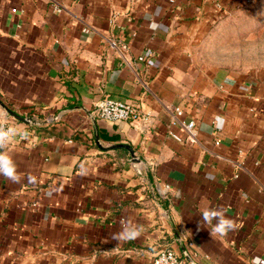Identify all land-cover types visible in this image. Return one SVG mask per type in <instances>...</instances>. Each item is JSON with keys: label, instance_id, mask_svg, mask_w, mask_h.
Returning <instances> with one entry per match:
<instances>
[{"label": "crops", "instance_id": "1", "mask_svg": "<svg viewBox=\"0 0 264 264\" xmlns=\"http://www.w3.org/2000/svg\"><path fill=\"white\" fill-rule=\"evenodd\" d=\"M243 6L0 0V115L18 129L6 150L23 177L0 176V264H153L167 248L185 264L264 259V79L210 54ZM105 98L152 120H103ZM182 121L195 144L171 137ZM221 207L237 229L213 239L200 213ZM127 221L140 237L112 240Z\"/></svg>", "mask_w": 264, "mask_h": 264}, {"label": "rangeland", "instance_id": "2", "mask_svg": "<svg viewBox=\"0 0 264 264\" xmlns=\"http://www.w3.org/2000/svg\"><path fill=\"white\" fill-rule=\"evenodd\" d=\"M219 32L210 48L215 64L264 79V0L228 16Z\"/></svg>", "mask_w": 264, "mask_h": 264}, {"label": "clouds", "instance_id": "3", "mask_svg": "<svg viewBox=\"0 0 264 264\" xmlns=\"http://www.w3.org/2000/svg\"><path fill=\"white\" fill-rule=\"evenodd\" d=\"M149 27L153 30L163 27L156 21H152ZM18 129L16 128H0V176L7 178L11 183L18 184L22 180V175L18 172V166L13 157L6 150L7 145L12 138L17 135ZM207 180H214L215 177L208 173L205 177ZM29 181L33 180V177H28ZM182 193L178 190L176 197L180 198ZM202 221L201 226L207 227L211 225L210 235L213 239L222 238L228 236L230 232H234L237 229V221L226 214V210L221 208H205L201 213ZM214 222V223H213ZM142 228L131 221L122 222L119 231L112 234L111 239L120 242H127L135 240L140 237ZM252 264H264V259L255 257Z\"/></svg>", "mask_w": 264, "mask_h": 264}, {"label": "built area", "instance_id": "4", "mask_svg": "<svg viewBox=\"0 0 264 264\" xmlns=\"http://www.w3.org/2000/svg\"><path fill=\"white\" fill-rule=\"evenodd\" d=\"M253 0H240L244 5L252 3ZM173 2V0H171ZM57 11H60L59 6H55ZM85 33H90V30L84 29ZM145 59L141 57L138 61L143 62ZM180 111V110H177ZM181 113V112H179ZM95 115L103 120L118 123V122H139L142 124H147L151 122L152 116L149 113L143 112L138 106L129 104L127 102L112 100L105 98L104 100L98 102L96 106ZM58 120V118H55ZM180 129L185 133L182 137L179 134L171 133V137L179 143L195 144L197 142L196 136V124L193 121L189 122H179ZM0 128L8 129L9 119L7 116L0 115ZM11 142V141H10ZM10 143L7 145V148ZM153 264H185L181 258L178 257L176 252L172 249L161 250L153 260Z\"/></svg>", "mask_w": 264, "mask_h": 264}, {"label": "water", "instance_id": "5", "mask_svg": "<svg viewBox=\"0 0 264 264\" xmlns=\"http://www.w3.org/2000/svg\"><path fill=\"white\" fill-rule=\"evenodd\" d=\"M11 115H12V117H14V118H16V119H18V120H21V121H23V122H28L26 119L21 118V117L15 115V114H13V113H11ZM115 149H126V150H128V151L130 152V154H131V156H132L133 158L136 157V156H135V151L133 150V148H131V147L128 146V145H115V146H113V147H111V148H108V150H115Z\"/></svg>", "mask_w": 264, "mask_h": 264}]
</instances>
